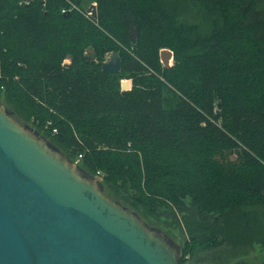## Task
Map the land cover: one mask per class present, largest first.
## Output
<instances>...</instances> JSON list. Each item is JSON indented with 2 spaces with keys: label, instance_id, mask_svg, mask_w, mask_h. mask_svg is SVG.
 Segmentation results:
<instances>
[{
  "label": "trees",
  "instance_id": "1",
  "mask_svg": "<svg viewBox=\"0 0 264 264\" xmlns=\"http://www.w3.org/2000/svg\"><path fill=\"white\" fill-rule=\"evenodd\" d=\"M112 52L120 70L103 73ZM0 97L81 155L112 199L173 217L187 235L179 264L253 243L243 207H264V0H0Z\"/></svg>",
  "mask_w": 264,
  "mask_h": 264
},
{
  "label": "water",
  "instance_id": "2",
  "mask_svg": "<svg viewBox=\"0 0 264 264\" xmlns=\"http://www.w3.org/2000/svg\"><path fill=\"white\" fill-rule=\"evenodd\" d=\"M85 12L95 20L96 4ZM130 33L134 39L136 30ZM94 57L89 49L85 58ZM159 57L170 67V50ZM120 66L112 52L101 71ZM120 89H130L126 80ZM180 254L162 230L106 195L96 177L0 105V264H179Z\"/></svg>",
  "mask_w": 264,
  "mask_h": 264
},
{
  "label": "rangeland",
  "instance_id": "3",
  "mask_svg": "<svg viewBox=\"0 0 264 264\" xmlns=\"http://www.w3.org/2000/svg\"><path fill=\"white\" fill-rule=\"evenodd\" d=\"M89 3L86 2L84 4L85 10L88 8ZM191 14H193V9H191ZM189 21L193 20V17L188 18ZM195 20V19H194ZM172 52V51H171ZM111 53H107L104 57V62L108 60L109 56ZM169 64H173V58L169 60ZM125 80V79H124ZM128 81L127 84L129 86L131 85L130 80ZM0 105L5 108L8 112L11 113V115L16 118L21 124L23 125H28L29 127L33 128L36 130L39 135L44 136L47 138L51 143H53L48 137H46L42 132L38 131L37 128L31 123L23 120L21 117L17 115V113L9 106L7 105L2 97H0ZM59 150L63 153L64 151L58 147L55 143H53ZM66 155V154H65ZM74 163H77L79 165V160L74 159L72 160ZM101 172V171H100ZM102 172L98 175L99 178L102 176ZM101 182V180H99ZM102 183V182H101ZM104 187V192L106 195L109 197L113 198V194L106 188V186L103 184ZM120 202L122 205L128 207L131 210L132 209L129 205L126 203L122 202L121 200H117ZM247 213H249V217H252L255 215V218L258 221V228L256 229V233L254 236V241L251 245H247L244 247L240 248H232L230 245H225L224 247L210 251L208 253L202 252L200 254V260L199 259H194L190 258L189 254H186L184 257V260L187 261L188 264H260L261 262L264 261V243L259 242L264 239V207L260 206H254V207H249V206H244L243 207ZM141 216V215H140ZM142 220L151 227H156L162 230L169 238H171L177 245L180 247V259H181V249L183 247V240L187 238V235L182 233V229L180 226L176 225V222L174 221L173 217H168L166 215H162L161 217H156V216H150V217H141ZM262 227V231H259V227ZM207 259L208 261H206ZM180 261V260H179Z\"/></svg>",
  "mask_w": 264,
  "mask_h": 264
},
{
  "label": "built area",
  "instance_id": "4",
  "mask_svg": "<svg viewBox=\"0 0 264 264\" xmlns=\"http://www.w3.org/2000/svg\"><path fill=\"white\" fill-rule=\"evenodd\" d=\"M68 11H69V10H62V13H66V12H68ZM85 15H86L87 17L91 18L89 13L85 12ZM171 59H172V58H171ZM53 132H56V131L53 130ZM77 159H78V160L81 159V155H78V158H77ZM99 174H100V173L97 172V176H98Z\"/></svg>",
  "mask_w": 264,
  "mask_h": 264
}]
</instances>
